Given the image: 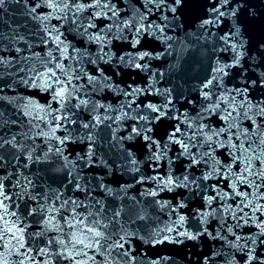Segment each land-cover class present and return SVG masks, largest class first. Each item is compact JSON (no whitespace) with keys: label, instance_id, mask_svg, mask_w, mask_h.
Here are the masks:
<instances>
[{"label":"water","instance_id":"obj_1","mask_svg":"<svg viewBox=\"0 0 264 264\" xmlns=\"http://www.w3.org/2000/svg\"><path fill=\"white\" fill-rule=\"evenodd\" d=\"M38 2L5 0L0 7V177H7L3 182L12 197L6 203L14 211L19 204L17 214L46 241L51 239L56 250L57 240L64 241L65 250L72 248L70 230L64 226L62 232H42L48 225L47 212L41 215L40 206L47 209L56 196L57 208L62 200L89 205L99 215L88 223L99 219L106 224L101 230L107 240L100 254L86 249L94 259L77 257L86 264H245L249 249L256 257L252 264L264 260V237L256 235L264 216L243 208L228 187L230 181L223 178L231 160L229 149L205 143V134L228 127L220 119L225 113L206 111L209 104L199 91L211 66L232 64L230 45L236 44L243 56L237 66L226 69L223 87L213 92L228 98L229 90L247 87L250 103L264 99V88L253 84L264 73V0H242L238 36L230 31L233 21L225 17L200 27L204 18H212L207 11L210 0H187L182 6L165 0L160 7L149 6L150 12L145 0H111L116 16L103 7L58 9L64 18L49 16L51 10L43 7L32 12ZM57 43L63 52L56 49ZM50 56L75 73L72 83L79 99L73 104H86L79 109L69 105V120L58 128L52 125L54 138L46 139L40 133L52 137V131L32 119L37 113L32 105L46 106L51 93L32 87L30 78L44 70ZM148 104L165 116L154 120ZM228 120L232 133L237 128L239 133L247 131L249 141L256 139L252 147L257 152L264 149V128L257 127L264 122L257 118L252 124L242 114ZM145 126L152 128L147 142L132 131L142 132ZM176 127L180 131L172 138ZM230 134L213 139L227 144ZM176 140L187 145L186 152ZM232 142L238 143L235 135ZM29 154L32 160L26 159ZM193 156L198 163H193ZM236 172L234 167L231 174ZM208 174L210 179H203ZM238 188L244 190L243 185ZM27 209L36 213L25 218ZM78 211L87 215L84 208ZM53 223L63 225V220L57 217ZM89 235L80 238L87 242ZM113 241L123 247H113Z\"/></svg>","mask_w":264,"mask_h":264},{"label":"snow or ice","instance_id":"obj_2","mask_svg":"<svg viewBox=\"0 0 264 264\" xmlns=\"http://www.w3.org/2000/svg\"><path fill=\"white\" fill-rule=\"evenodd\" d=\"M4 2L5 0H0V7H3ZM172 2L177 6H182L187 2V0H172ZM110 3L111 0H104L103 3L102 0H92L91 3L80 2V0H40V2L35 4V7L31 9V11L35 12L36 9L43 7L51 10L49 12V16L64 18L63 16L57 14L58 9L66 12L73 8L78 11H83L89 8L96 9L97 7H103L108 9V11L112 13V16H116V9L114 7H110ZM164 3L165 0H145L144 8L150 12L151 8L149 6L160 7ZM233 4H236V7H232ZM243 7L244 4L242 0H210L207 11L212 18H204L200 27L204 28L206 26H211L216 21H219L221 17H225L233 21L232 29H230V31H232L233 36H238L241 34L239 13ZM171 11L175 13L176 8H172ZM75 14L76 13L73 12V16H75ZM93 16L94 18H99L95 12H93ZM36 18L41 21L46 19L42 17ZM88 27H93V25L89 24ZM85 31H87V29H85ZM140 32L141 29L137 27V37H139ZM54 39L58 40L59 38L57 36L54 37ZM96 39L100 40L101 37L97 35ZM227 43L228 41L225 39V45H227ZM239 46L241 48L244 47L242 43ZM230 47L234 53L232 64H224L223 66L217 64L211 66L210 73L205 75L203 80L200 82L199 91L201 93L202 99L207 101L209 104L205 110L209 113H212L214 110L220 109L225 113V115H222L220 119L228 124L227 128L222 127L220 128L219 132L213 131L211 135L205 134V143H207L209 146L215 144L217 146L226 147L229 149L231 160L226 162L228 171L224 173L223 178L230 181L228 187L233 193H235L237 197L241 199L243 208H250L253 214L260 213L261 216H264V204L260 203V201H264V149H262L260 152H257L256 148L252 147V145L256 143V139L249 141V133L247 131L239 133L237 128L238 134L232 133L233 125L228 120L229 117L236 118L242 114L246 119L251 120L252 124H257V118L261 122H264V99L258 100L256 104L250 103L246 94L247 87L243 89L229 90L228 98L213 92L214 88L219 89L223 87L224 77L229 75L226 69L237 66L243 56V53L236 51V44H232ZM56 49L63 52V50L60 48V43L56 44ZM141 59H143V57H141ZM136 67L140 68L141 65L136 64ZM74 76L75 73H70L68 68L59 62V58L50 56L44 65V70H36L35 79L30 78L32 87L51 93V100L46 106L32 105L33 107L37 108V113L32 116V119L39 120L52 131V137H49L47 133H40V135L45 136L46 139L54 138L56 129L52 128V125H55L56 128H58L62 122L69 120V116L66 114L69 105L79 109L82 104H86V101H80V103L73 104L74 100L79 99L75 92V85L72 83ZM89 79H91V77H89ZM253 84L264 88V73L260 75L258 80H254ZM245 85H247V81H245ZM233 92H235V95H233ZM242 93L244 94L243 99L239 104H237V97ZM261 95L264 96V92H262ZM168 103L171 104L172 101L169 100ZM53 104L57 105L58 107L53 108ZM25 107L28 108L29 105L26 104ZM147 107L151 110V113L154 114V120L159 121L165 116V113L161 112V109L153 107L151 104H148ZM233 113H236V117H233ZM24 114L28 116L29 112L25 111ZM140 119L145 118L141 117ZM72 123H75V121H72ZM149 123H151V121H149ZM84 127H88V125L85 124ZM257 127L264 128V123L258 124ZM249 128H251V125H249ZM132 131L136 135H142L146 142L151 139V137L148 135V133L152 131L151 127L145 126L142 132L135 128ZM179 131V127H176L175 131L170 133V136L174 138L176 133ZM198 131L203 133L204 130L203 128H199ZM225 132L231 133L228 136L227 144L213 139L214 136H220ZM252 134L253 136L259 138L254 129ZM232 135H235V139L238 141V143L232 142ZM241 137H244V139H241ZM260 141L261 144H264V138H260ZM175 142L177 144H181V141L179 140H176ZM189 142H191V138H189ZM5 143L8 142L6 141ZM60 143L63 144L64 139H61ZM181 147L186 152L187 145L181 144ZM257 147H260V145H257ZM232 149H235V151H232ZM50 151L51 149H49V152ZM60 151L61 149L57 147L56 152L59 153ZM47 155L48 152L45 153V156ZM206 155H211V153H206ZM26 159L32 160V155L29 154ZM40 159L43 160V158ZM192 161L193 163L199 162L196 160L195 156L192 157ZM234 167L237 168V172L231 174ZM213 171L215 172L217 169L213 168ZM210 177L211 174H208L205 175L203 179L208 180ZM5 179H7V177H0V222H3L0 223V241L4 242L0 243V247L6 251H12V247H14V254L24 257V259L19 261V264H25V260L35 262L40 256L47 257L48 253L45 252L44 248H32L27 245L26 230L30 225L25 224L24 219H22L21 216L17 214L20 208L19 204L16 205V210L14 211L12 210L11 205L6 203V201H11L12 197L5 189V184L3 182ZM28 183H31V181H28ZM240 185H243V191L239 190L238 186ZM76 189L79 190V185L76 186ZM248 189H252V191L249 192ZM151 194L156 195V193ZM217 195H220V193H217ZM17 196L19 198V194H17ZM249 197H252V199H249ZM59 199L60 197L56 196L47 209H45L43 205L40 206L41 215H44L45 212H47V219L44 223L47 224L48 227L46 229H42V232L45 230L48 232H62L64 226H66L70 230L68 236L70 237L69 242L71 243L72 248L65 250L67 249V245L64 243V241L57 240V244L60 245V248L59 250L52 253L53 257H58L62 260L69 261L70 264H72V262H75V264H86V262L77 260V257L79 256L87 257L88 259H94V257L88 256V251H86V249L93 250L96 252V254H100V251L103 250L104 243L107 240L105 233L101 229L107 228V225L103 224L99 219H92L91 224L88 223L90 217L99 215V213L91 210L89 205L83 204L82 202L77 203L76 200H62L60 202L59 208H57L55 206V202ZM69 203L71 204L70 210L68 208ZM37 204H39V201H37ZM80 208L86 209L87 215L82 216L78 211ZM243 208H241V211H243ZM100 211L102 212V209ZM35 213L36 209H27L25 218L31 217ZM53 213H55V215H53ZM61 213H63V215H61ZM245 216H248V213H245ZM12 217H15V219L12 220ZM57 217L63 220V225L53 223V221H56ZM249 219H251V217H249ZM257 219H259V217H257ZM21 225H23V227H21ZM97 226H99V228ZM256 227L260 228V231L256 234L257 239L264 237V221L258 223ZM41 234L42 233H37L36 235L39 236ZM85 234H90L86 237L87 242H85V239L80 238ZM189 238L191 239L192 237ZM123 239L124 237L120 238L121 241ZM12 241H15L14 246L12 245ZM52 243L53 241L49 239L46 243V247H51ZM253 243H255V241H253ZM77 245H83V247L77 251ZM113 247L122 248L123 244L120 241H113ZM32 251H36L37 255L35 257L29 255V253ZM253 251V249H249L246 252L245 264H252V262L256 259V257L253 255ZM2 255L3 254L0 253V256ZM124 255L127 256L128 253L125 252ZM0 264H7V260L0 259ZM259 264H264V260H260Z\"/></svg>","mask_w":264,"mask_h":264}]
</instances>
